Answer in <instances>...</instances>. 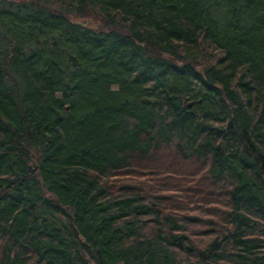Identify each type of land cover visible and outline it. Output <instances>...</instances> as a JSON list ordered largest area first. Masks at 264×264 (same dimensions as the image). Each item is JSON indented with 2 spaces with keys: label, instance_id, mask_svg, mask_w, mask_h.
I'll return each instance as SVG.
<instances>
[{
  "label": "trees",
  "instance_id": "16d2710c",
  "mask_svg": "<svg viewBox=\"0 0 264 264\" xmlns=\"http://www.w3.org/2000/svg\"><path fill=\"white\" fill-rule=\"evenodd\" d=\"M0 264H264V0H0Z\"/></svg>",
  "mask_w": 264,
  "mask_h": 264
},
{
  "label": "rangeland",
  "instance_id": "374dc122",
  "mask_svg": "<svg viewBox=\"0 0 264 264\" xmlns=\"http://www.w3.org/2000/svg\"><path fill=\"white\" fill-rule=\"evenodd\" d=\"M77 21L83 22V24L88 23L89 26L97 27L99 25V23H97L95 20H88L86 18H78Z\"/></svg>",
  "mask_w": 264,
  "mask_h": 264
},
{
  "label": "water",
  "instance_id": "95a60500",
  "mask_svg": "<svg viewBox=\"0 0 264 264\" xmlns=\"http://www.w3.org/2000/svg\"><path fill=\"white\" fill-rule=\"evenodd\" d=\"M28 169H29V172L30 173H33V174L35 173V170H36L35 167L29 166ZM34 176L37 177L38 174H34ZM56 202L58 203V201H56ZM67 210L69 211V214H72V211H71V208L70 207H68Z\"/></svg>",
  "mask_w": 264,
  "mask_h": 264
}]
</instances>
